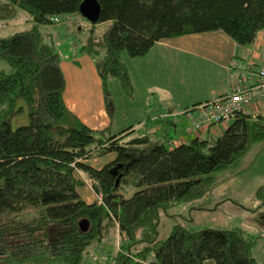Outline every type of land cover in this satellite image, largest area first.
<instances>
[{
    "label": "trees",
    "instance_id": "obj_1",
    "mask_svg": "<svg viewBox=\"0 0 264 264\" xmlns=\"http://www.w3.org/2000/svg\"><path fill=\"white\" fill-rule=\"evenodd\" d=\"M83 1L0 0V22L28 16L23 30L0 38V62L8 67L0 70V263L51 254L60 264H83L88 247L115 228L125 243L150 245L133 256L149 258L150 264H259L251 250L264 235V213L256 221L262 231L257 239L238 230L174 227L165 241L157 242L156 228L160 209L200 199L212 186L213 174L236 165L251 145L264 140V118L237 113L214 142L193 139L174 148L171 139L157 144L147 136L130 139L132 127L100 139L103 131H91L65 107L60 59L52 35L41 31L55 24L52 19L81 17ZM96 2L98 21L75 45L93 61L106 102L109 79L132 96L122 52L141 58L156 43L214 32L248 47L264 30V0ZM101 24L106 28L96 39L93 29ZM19 101L28 123L13 129L11 121L24 112ZM161 114L153 112L148 121L180 123ZM107 154L113 159L102 168L88 164ZM78 174L89 181L100 203L80 198L85 182ZM81 222L87 224L85 231ZM124 251L128 245L119 247L114 264H133L120 256Z\"/></svg>",
    "mask_w": 264,
    "mask_h": 264
},
{
    "label": "crops",
    "instance_id": "obj_2",
    "mask_svg": "<svg viewBox=\"0 0 264 264\" xmlns=\"http://www.w3.org/2000/svg\"><path fill=\"white\" fill-rule=\"evenodd\" d=\"M74 52L75 55L70 54L66 58L57 53L65 80L63 101L67 110L84 126L93 132L103 131L104 136H99L100 139L132 127L130 137L166 138L176 146L193 139L214 142L225 131L226 124L212 126L198 134L188 133L187 124L182 119H177L180 123L175 125L173 119L159 123L148 121V117L153 112L177 115L214 97L228 94L238 71L248 68L256 72L264 68V30L248 47L238 46L223 33L214 32L156 43L141 58H120L128 71L132 96L126 97L118 82L116 84L115 79H109L107 84L111 88L107 102L93 61L76 47ZM246 113L264 118V98L252 104ZM130 184L133 187V183ZM83 189L89 193L85 196L83 193L82 197L93 196L95 200L89 187L85 185ZM94 200L85 203L92 204Z\"/></svg>",
    "mask_w": 264,
    "mask_h": 264
},
{
    "label": "rangeland",
    "instance_id": "obj_3",
    "mask_svg": "<svg viewBox=\"0 0 264 264\" xmlns=\"http://www.w3.org/2000/svg\"><path fill=\"white\" fill-rule=\"evenodd\" d=\"M27 19V15L20 14L18 20L0 22V38H7L23 30L27 26ZM74 22L82 23L80 26H82L81 28L83 30H75V26H73L75 24ZM89 25L81 17L64 16L60 18L59 22L51 26L42 27L41 30L52 35L56 52L66 58L70 54H76L74 49L75 47L78 49L79 45H75V42H80V40L86 37V29L90 27ZM105 28L106 26L102 24L94 26L93 30L96 39L101 37ZM125 57L127 58V54L122 52L120 58L123 59ZM7 69L8 67L3 62H0V70L6 71ZM113 81L116 84L118 82L117 80ZM110 88L109 84H107V91H110ZM17 107H22L24 112L21 116L11 121V127L13 129L25 126L28 123L24 104L19 101ZM182 125L185 128V125ZM136 136L134 135L130 139ZM149 138L152 144L159 143L155 136H149ZM162 143L165 147L168 146L163 141ZM171 147L174 148L176 145L173 144ZM101 157L89 160L88 164L96 169H100L113 159V156L110 154ZM212 177V186L200 199L190 202L174 203L158 211L156 228L157 242L165 241L170 236L174 227H180L190 232H198L205 229L238 230L255 239L260 237L259 234L262 231L257 226L256 221L259 213H264V140L251 145L236 165L216 172ZM79 178L82 181L84 179L83 176ZM84 182L83 187L86 185L92 191L89 181ZM259 189H262V192L260 198L257 199L256 194ZM78 193L86 203L94 200L93 196L90 198H88L89 196L82 197L83 193L84 196L88 195L89 192L87 189L82 188L78 190ZM94 196V202L96 204L100 203V196L96 194ZM118 239L117 230L115 228L110 229L109 234L100 243L88 247L87 256L83 264H108L110 262L108 257L112 256L111 261H113L114 256L118 254L119 247L123 244L128 245V251H124L128 253H122L120 256L128 258L132 263L134 262L133 264H150L149 258L139 259L133 257L138 252L146 249L145 247L148 248L150 246L149 244L144 245L139 241H127L128 243H125L124 238L120 235ZM251 255L259 264H264L263 234L257 239V243L251 250ZM0 264H60V260L55 255L45 254L22 261H2Z\"/></svg>",
    "mask_w": 264,
    "mask_h": 264
},
{
    "label": "built area",
    "instance_id": "obj_4",
    "mask_svg": "<svg viewBox=\"0 0 264 264\" xmlns=\"http://www.w3.org/2000/svg\"><path fill=\"white\" fill-rule=\"evenodd\" d=\"M58 19H52L57 23ZM264 98V68L251 72L245 68L237 72L236 79L228 94L214 97L211 101L199 104L173 115L176 120L182 119L187 123L188 133H201L212 126L226 124L237 113H245L252 103ZM170 115L161 114L160 118ZM150 262V261H149ZM108 264H114L111 261Z\"/></svg>",
    "mask_w": 264,
    "mask_h": 264
},
{
    "label": "water",
    "instance_id": "obj_5",
    "mask_svg": "<svg viewBox=\"0 0 264 264\" xmlns=\"http://www.w3.org/2000/svg\"><path fill=\"white\" fill-rule=\"evenodd\" d=\"M79 14L89 24H95L99 17V6L96 0H84L79 6ZM80 229L82 231L87 229L86 222L80 223Z\"/></svg>",
    "mask_w": 264,
    "mask_h": 264
},
{
    "label": "bare ground",
    "instance_id": "obj_6",
    "mask_svg": "<svg viewBox=\"0 0 264 264\" xmlns=\"http://www.w3.org/2000/svg\"><path fill=\"white\" fill-rule=\"evenodd\" d=\"M134 263V262H133Z\"/></svg>",
    "mask_w": 264,
    "mask_h": 264
}]
</instances>
